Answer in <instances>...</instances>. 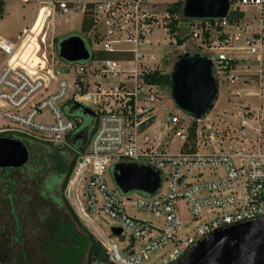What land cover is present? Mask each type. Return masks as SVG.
Instances as JSON below:
<instances>
[{"label": "built area", "instance_id": "obj_1", "mask_svg": "<svg viewBox=\"0 0 264 264\" xmlns=\"http://www.w3.org/2000/svg\"><path fill=\"white\" fill-rule=\"evenodd\" d=\"M20 2L37 10L15 39L0 37V139L26 148L51 147L74 160L66 198L101 248L103 261L182 264L191 247L215 231L264 219V0H228L224 19L189 22L191 54L211 61L218 85L241 81L257 86L251 96L255 108L237 106L227 121L216 118L200 128L197 122L208 115L196 121L176 108H157L170 99L169 85L149 81L165 74L151 54L158 43L150 37L156 30L168 34V8L175 2ZM77 14L91 25L75 35L84 42L88 59L62 60L57 50L62 38L56 46L53 39L51 52L45 53L47 20ZM36 25L37 32L31 33ZM33 54L38 59L34 66ZM82 108L94 113L95 121L85 147L84 133L77 130L81 119L73 114ZM174 142L178 148L170 153ZM118 163L158 172L160 189L153 196L132 192L138 193L133 199L121 194L105 179ZM163 182L167 190L159 194ZM78 188L79 203L74 198ZM128 209L148 217H131ZM105 219L113 224L104 237L96 223ZM112 229L121 233L114 236ZM90 264L98 263L94 259Z\"/></svg>", "mask_w": 264, "mask_h": 264}, {"label": "water", "instance_id": "obj_2", "mask_svg": "<svg viewBox=\"0 0 264 264\" xmlns=\"http://www.w3.org/2000/svg\"><path fill=\"white\" fill-rule=\"evenodd\" d=\"M228 6V0H183L181 17L188 22L224 19ZM57 50L58 56L68 63L86 61L89 57L84 42L75 35L58 40ZM168 76L169 97L178 111L196 121L209 115L218 96L210 60L183 52L171 63ZM80 111L94 118L90 110L82 108ZM28 160L25 145L0 139V169H20ZM111 177L123 195L138 192L153 196L161 185L158 172L134 163L114 165ZM111 233L118 236L121 231L112 229ZM182 264H264V219L215 231L191 247Z\"/></svg>", "mask_w": 264, "mask_h": 264}, {"label": "rangeland", "instance_id": "obj_3", "mask_svg": "<svg viewBox=\"0 0 264 264\" xmlns=\"http://www.w3.org/2000/svg\"><path fill=\"white\" fill-rule=\"evenodd\" d=\"M168 4H172L175 0H165ZM37 7L34 4H23L20 0L7 1L3 0V4L0 10V37L7 39H15L20 35L21 31L25 28H28L34 19L35 12ZM43 11L40 12V14ZM179 19H182L181 15ZM80 24H81V16L77 14L73 17H61L58 18L54 16L52 19L47 20L45 24V30L47 31V40L45 42V53L49 54L51 52L54 39V46H56V41L58 38H65L69 35H76L80 32ZM189 22L186 20L180 21L178 25V29L180 31L177 33V36L184 37L188 35L189 31ZM37 32V25L32 29L31 33ZM39 35V33H37ZM150 40L153 44L158 43V46H152L154 49L152 51V55L156 56L159 60L158 67L164 72L169 74L171 71V63L175 60V58L182 54L183 52H187L191 54V42L187 38L184 42L183 46H177L175 42V37H170L169 34L164 33L163 30H156L153 32ZM42 47V46H41ZM56 52V51H55ZM31 60H33V66L38 63V59L35 54L32 55ZM58 60V59H57ZM61 62V61H60ZM62 64V63H59ZM60 65H52L51 68H60ZM229 93L233 94L229 96ZM257 86L254 82H250L249 84H243L241 81H236L234 84H226L224 82L219 83L218 85V96L217 100L214 104L213 109L210 111L206 120L197 122V127H207L211 122H217V119L220 120H228L230 112L234 110L237 106L249 105L251 108H255L257 106V101L255 97H251L256 95ZM157 108L167 107V109L171 112H175V107L170 99H165L160 104L156 105ZM74 116L80 117L83 121V125L86 127L90 124V117L82 115L81 111L76 110ZM160 117V116H159ZM44 118L50 121V117L45 115ZM156 127L161 125V122L158 120ZM222 128L224 125H220ZM157 135V134H156ZM178 148V143L174 142L170 145L168 152L176 151ZM46 163H48V168L41 175H30L31 173L25 170L23 172L11 173L8 174V177H4L2 173H0V225H3L4 232H7L11 226L9 225V221L11 219L9 213V206L7 205L6 195L9 193L13 194L14 203L17 206V216L23 222V227L26 229V240L29 243H32V248L35 252V255L43 257L44 254H49L48 252L50 246H45L44 244V235H40L38 238L35 234H31L32 229L37 225V221H45L49 216L51 218H58L61 216V213L57 210V208L53 205H50L48 201L42 202L39 204L37 201L39 200L37 193L40 191L38 188L37 182L38 178H42L52 172L55 171V157L52 159L49 156L48 161L44 159ZM31 170H35L39 172V160L37 158H32L30 163ZM29 168V169H30ZM196 175V174H194ZM9 180L10 189L6 188V180ZM105 179L109 186L113 185L111 170L105 175ZM167 190V183L163 182L161 186V190L159 194L165 193ZM80 189L76 191L74 198L79 203L81 197H79ZM138 195V193H136ZM135 193H128L130 198H134L136 196ZM52 207L50 210H48ZM54 207V208H53ZM180 213L184 220L187 219L188 214L186 208L180 204ZM44 211V212H43ZM127 213L131 217H135L137 219H146L148 216L128 209ZM46 214L45 216H41ZM49 215V216H48ZM80 223V222H79ZM112 222L108 219H105V222L101 224L100 222L96 223V228L102 236L109 235V228L112 226ZM82 229L85 230L86 234L89 233L86 228L80 223ZM37 228V227H36ZM34 228V229H36ZM89 229V228H88ZM90 230V229H89ZM47 232L46 229L40 230L38 233ZM110 238V237H109ZM111 242L115 240L110 238ZM37 244V246H36ZM59 245V244H57ZM47 247V248H46ZM42 250H45V253H42ZM39 251V252H38ZM78 251L81 253L80 248ZM40 253V254H39ZM82 254V253H81ZM84 258L86 256V252L83 253ZM52 257L48 258V261L52 263ZM85 260L83 261V263ZM38 263V262H36ZM98 264H107L103 261L102 258H98ZM39 264V263H38ZM41 264V263H40Z\"/></svg>", "mask_w": 264, "mask_h": 264}, {"label": "trees", "instance_id": "obj_4", "mask_svg": "<svg viewBox=\"0 0 264 264\" xmlns=\"http://www.w3.org/2000/svg\"><path fill=\"white\" fill-rule=\"evenodd\" d=\"M3 1L0 0V10L2 7ZM183 5V0H177L174 4H172L168 8V22L166 24L168 28V34L170 37H175V44L177 46H182L184 42L187 40L188 36L184 37H179L176 36V32L178 31V25L180 21H183V19H179V16L181 15V8ZM234 19L239 18V15H236L233 17ZM230 19V16H229ZM90 23L88 19L85 17L83 18L81 24H80V31L81 32H86L90 28ZM151 82L157 83V84H164V85H169V76L167 73L164 75H154L151 80ZM77 117V116H76ZM80 118V117H79ZM81 119V118H80ZM90 124L88 126L83 125V121L81 120V123L78 125L77 130L78 131H83L84 133V144L83 147L86 146L87 140L90 137L93 129H94V119L90 118ZM195 124L193 123L192 126ZM28 152H29V159L31 160L32 158H37L39 160V172L36 173V175H41L47 168H48V163L44 159H47L49 156L53 159L55 157L56 165H55V171L46 175V177L38 178L37 185L38 187H43L45 189L40 190L37 193V196L39 200L37 201L39 204H42V202L48 201L50 205L55 206V203H57V200L55 198V194L52 193V187L58 184L57 181V175H54L57 171H61V168L65 169V172L62 173V182L60 185V196H61V205L63 206V211L66 214V216L69 219V223H66L64 225V232L65 234H69L72 237V240L74 242V246L71 244L66 247V248H61L59 250H51L49 254H44V255H51L52 257V263L51 264H80L81 263V255L79 252L76 251V247L82 246L83 251L86 252V257H85V262L83 264H90L92 260H98V258H102V250L99 247V245L96 243V241L93 239V237L89 233H85L86 231L82 229V226L80 225L76 215L74 214L66 196H65V189L69 181V177L72 171V168L74 166V160H69L68 162L60 158V154L58 151L51 147L43 146V145H35L32 147H27ZM23 167L19 170H22ZM52 175V176H51ZM48 176V177H47ZM44 192L47 193V195H44ZM56 207V206H55ZM52 208V207H50ZM54 208V207H53ZM58 210V209H57ZM44 212V211H43ZM61 213V211H59ZM11 219H17V212L13 209L9 213ZM46 214L41 215L42 217L45 216ZM66 216L61 213V216L58 217L60 222L62 223V219L65 221L67 219ZM65 217V218H64ZM67 222V221H66ZM81 233V234H79ZM24 239L26 238L24 236L21 237V245L23 249V244ZM12 243L8 241L7 238L4 239L3 245H1L0 249V254L1 255H6L9 256V248H11ZM27 244H29L27 242ZM48 246L51 245V242L47 244ZM47 248V247H46ZM50 248V247H49ZM12 249V248H11ZM45 250H42L44 252ZM6 257V258H8ZM50 257V258H51Z\"/></svg>", "mask_w": 264, "mask_h": 264}, {"label": "flooded vegetation", "instance_id": "obj_5", "mask_svg": "<svg viewBox=\"0 0 264 264\" xmlns=\"http://www.w3.org/2000/svg\"><path fill=\"white\" fill-rule=\"evenodd\" d=\"M56 151H58V150H56ZM58 153L60 154L61 159H63L64 161L66 160L67 162L69 161V156L67 153L61 152V151H58ZM30 163H31V160L29 159L28 162L26 163V165L23 166L22 170L6 168V169H0V173H2L3 176L6 178L8 177V174L23 172L24 170L26 172L29 171L31 173L30 175H32V176L36 175L37 171L31 170ZM61 171L62 172L57 171L54 174V175H57L58 184H56L55 186L52 187V193L55 194L54 199L57 200V203H55L56 208L58 209V211H61V213H63L64 216H66V214L63 211L64 208L60 203L61 202L60 185L62 182V173L65 172V169L61 168ZM6 184H7L6 188L10 189V183H9L8 179L6 180ZM38 188L40 190L45 189L44 187H43V189H42V187H38ZM45 195H47L46 192H44L43 196L45 197ZM14 198L15 197L11 193L6 195V200H7V205L9 206L8 207L9 211H11L13 209L15 211H17V206L14 203ZM50 209L51 208H49L48 210H50ZM65 219H67L66 220L67 222L64 219H62V223H61L59 218L54 219V218H51V216H49L48 219L45 221H37V225L34 227V228H36V227L37 228L36 229L33 228L31 231V234H35L38 238L40 237V235L42 236V234H43L44 235L43 240H44L45 246H47V244L51 242V244L53 246L49 248L48 252L51 250H59L60 247L62 249L66 248L70 244L72 246H74V242L72 240V237L68 233L65 234V232H64V228H63L64 225L66 223H69L68 217ZM9 225L11 226V228L7 232H4L3 225H0V249H1V245H3V243H4V239L7 238L8 241L10 243H12L11 244L12 249L11 248L8 249L9 250V256H11V257L0 254V264H38V263L39 264L40 263L41 264H51L48 261V258H50L51 255H44L43 257L35 255V252L32 248V246H33L32 243H29L25 239H24L25 243L23 244V249H22L21 237L22 236L26 237V229H24L23 222L20 220V218L10 219ZM43 229L44 230L46 229L47 232L38 233L40 230L42 231ZM79 234H81V233H79ZM27 242L29 244H27ZM57 244H59V245H57ZM36 246H37V244H36ZM76 248H77L76 249L77 252H79L78 249L80 248L81 253L82 254L85 253V252H82L83 251L82 246H80V247L78 246ZM42 253L44 254L45 251ZM6 257H8V258H6ZM84 260H85L84 255H81V263L80 264H83ZM36 262H38V263H36Z\"/></svg>", "mask_w": 264, "mask_h": 264}]
</instances>
